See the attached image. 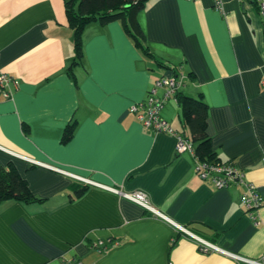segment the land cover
<instances>
[{
    "label": "crops",
    "instance_id": "1",
    "mask_svg": "<svg viewBox=\"0 0 264 264\" xmlns=\"http://www.w3.org/2000/svg\"><path fill=\"white\" fill-rule=\"evenodd\" d=\"M64 2L0 0V69L18 81L11 98L0 96V147L123 192H145L196 235L264 260V204L251 218L242 184L217 188L199 178L191 155L175 153L174 137L144 128L129 111L176 67L182 95L206 104L212 160L233 163L264 197V25L256 5L221 0V13L215 0H147L134 21L152 56L120 20L95 21L85 26L74 61ZM181 105L169 98L161 115L196 146ZM68 125L72 135L63 141ZM8 162L39 200L0 201V264H247L200 252L171 223L118 193L0 148V163Z\"/></svg>",
    "mask_w": 264,
    "mask_h": 264
},
{
    "label": "built area",
    "instance_id": "2",
    "mask_svg": "<svg viewBox=\"0 0 264 264\" xmlns=\"http://www.w3.org/2000/svg\"><path fill=\"white\" fill-rule=\"evenodd\" d=\"M240 2L252 1L258 10V13L263 21L264 25V0H239ZM214 7L223 13V7L221 0H215ZM18 81L15 77L10 75L9 73L0 69V96L5 99H9L12 97V91L10 89V85L16 87ZM182 84V77L179 76L178 70L176 73L174 70L170 69V73L161 76L156 79L154 86L150 89L145 99L141 101L133 102L129 106V111L134 115L136 120L146 129L155 132V133H164L174 137V151L176 154H181L187 152L191 155L194 162V169L199 178L203 180L210 181L217 188L228 187L232 184H242L244 186V191L240 195L241 203L243 204L245 210L253 217V210L261 207L264 204V197L258 192L257 187L244 179L243 172L236 167L231 162H222L217 160H202L196 154V150L192 142L186 138L184 135L176 131L171 124L162 117L161 109L163 107V103L165 100L169 98H175L179 87ZM158 87L164 88V94L162 97L156 95V89ZM5 152L9 153L12 156L19 157L25 159L33 164H37L39 166H43L45 168H49L60 172L64 175L71 177L74 180H77L83 184H88L96 187L103 188L105 190L111 191L113 193H118L122 197L140 205L147 211L151 212L153 216L158 217L162 220H165L171 223L178 232L188 236L193 241H195L197 248L202 253H211L216 252L220 253L226 257H229L235 261L245 262L247 264H264L263 259H253L249 257H245L239 255L237 253H233L230 251L223 250L219 248L216 244L196 235L185 227L177 224L168 216L163 214L157 208H155L148 200L147 194L142 191H134V192H123L116 187L111 185H104L98 183L96 181L90 180L84 176L76 175L60 169L58 167L52 166L47 163H41L35 160H32L27 157H23L19 154L13 153L7 149L0 147ZM96 248H102L103 243L99 242L94 244Z\"/></svg>",
    "mask_w": 264,
    "mask_h": 264
},
{
    "label": "trees",
    "instance_id": "3",
    "mask_svg": "<svg viewBox=\"0 0 264 264\" xmlns=\"http://www.w3.org/2000/svg\"><path fill=\"white\" fill-rule=\"evenodd\" d=\"M147 0H65V14L69 27L73 32L74 61L82 56L81 35L85 26L91 22L101 24L120 20L127 32L133 37L135 43L147 55L152 56L146 44L143 43V36L134 16L138 10L144 7ZM169 68V66H168ZM171 70L176 73L177 68L172 66ZM175 99L182 105L184 123L192 126L194 131L193 140L197 142L196 154L202 160H212L214 153L210 147V139L205 132L207 107L202 99L190 98L178 90ZM72 126L68 125L62 136L63 141L70 139ZM192 144L193 141L191 140ZM86 186L76 190V196H80ZM15 200L24 203H31L39 200L28 188L27 182L21 177L15 166L8 162L6 165L0 163V201Z\"/></svg>",
    "mask_w": 264,
    "mask_h": 264
}]
</instances>
